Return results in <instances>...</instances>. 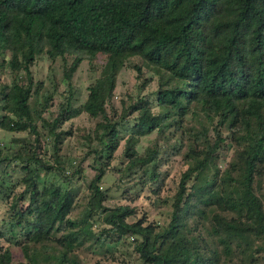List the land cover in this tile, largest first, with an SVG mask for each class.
<instances>
[{
  "label": "trees",
  "instance_id": "obj_1",
  "mask_svg": "<svg viewBox=\"0 0 264 264\" xmlns=\"http://www.w3.org/2000/svg\"><path fill=\"white\" fill-rule=\"evenodd\" d=\"M40 56L68 95L49 94L35 118ZM84 62L95 79L75 105ZM128 65L138 90L156 79L154 97L116 104ZM82 112L88 123L65 126ZM0 129L28 133L0 145V264H88L92 248L113 250L110 235L141 264H264V0H0ZM153 132L158 144L142 154ZM72 142L85 154L71 166ZM90 155L96 173L78 195L72 181ZM118 157L119 179L142 172L163 221L111 201L102 180ZM57 171L62 182L48 176Z\"/></svg>",
  "mask_w": 264,
  "mask_h": 264
},
{
  "label": "rangeland",
  "instance_id": "obj_2",
  "mask_svg": "<svg viewBox=\"0 0 264 264\" xmlns=\"http://www.w3.org/2000/svg\"><path fill=\"white\" fill-rule=\"evenodd\" d=\"M50 61L46 56H40L32 66L33 74L36 79L43 80L45 82V88H43L36 96L32 99V105L35 110L34 116L38 118V113L36 110L41 109V103L45 102L46 98H48L49 94L54 93V99H52L53 103H56L57 100L64 98V96L68 95V92H64V88H66L65 83H62L58 90L54 88V79L53 74L49 70ZM62 70L57 68V74L60 76ZM5 78L10 79V74L7 72ZM95 74L90 71L88 62H84L74 77V92H75V105L82 104L88 94V85L94 81ZM138 80L136 79V70L128 65L125 66L118 78V87L116 90V104L120 103L121 98H126L129 94L138 95ZM157 88V81L154 79L149 84L146 85L142 92V94H151L154 97V91ZM57 112V108L55 106L49 107L45 110V115L49 116L52 113ZM36 121H39L38 119ZM90 120L87 117L85 112H82L80 115L76 116L73 121H69L65 124V126H69L71 122L74 123H88ZM133 119L131 118L123 130L122 134H127L129 132L128 126L131 125ZM27 136V131L22 132H13L5 129H0V145L4 147V150H8V146L16 144L14 139L18 136ZM31 140V138H29ZM49 138L46 137L44 143V149L40 153L41 155L50 156L52 155V146L51 143L48 142ZM158 144V140L156 137V132H153L147 136L142 137V140L138 144L139 151L142 154L149 153L153 148H156ZM65 149L69 153L70 159L68 161L69 165L77 164V161L81 156L85 154L84 146L76 145L75 142L68 144ZM121 149H119L118 153H120ZM92 156H88L86 160L83 161V167L85 172V177H80L76 175L72 181V186L75 188L78 195H81L83 191L87 189V185L90 179L96 173V169L92 167ZM181 161L180 155H175L174 160L171 163V172L172 174L176 171V168L179 166ZM71 165V166H72ZM152 164H150L151 166ZM122 160L120 158H116L110 167V171L103 178L102 185L104 188L110 187L111 189V201L115 203H130L136 206V215H142L145 213H149L150 217L156 218L161 222L165 219V215L161 212L165 210L164 208L157 209L152 203L150 189L147 185H145V180L140 175L142 172H138L136 174H128L122 180L119 179V170L122 168ZM167 166L164 165L163 168ZM14 176L16 174H20V171L17 169L16 172H13ZM48 176L51 178H55L56 180L63 181L64 177L59 172H48ZM171 176L168 177L166 181V186L163 192L167 191L169 188L173 187V182L171 180ZM66 184L67 182L64 181ZM7 202L2 201L0 199V216L7 215ZM106 225L100 220L96 222L94 226L95 232H99L100 228ZM108 242L110 244L109 247L113 248L112 251H108L106 247H97L92 248L87 252L88 254V264H92L94 261L100 259L103 264H141L140 259L138 257V253L132 251V246L127 243H123V240H116L113 236H108ZM111 248V249H112ZM18 258L19 257V254ZM18 260V259H17ZM17 264H19L17 262Z\"/></svg>",
  "mask_w": 264,
  "mask_h": 264
}]
</instances>
